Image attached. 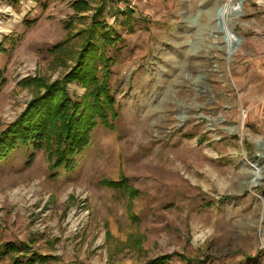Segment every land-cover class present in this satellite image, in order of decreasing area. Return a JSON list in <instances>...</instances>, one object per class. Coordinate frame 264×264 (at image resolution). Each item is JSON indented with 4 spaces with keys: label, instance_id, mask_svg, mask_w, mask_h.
Returning a JSON list of instances; mask_svg holds the SVG:
<instances>
[{
    "label": "rangeland",
    "instance_id": "374dc122",
    "mask_svg": "<svg viewBox=\"0 0 264 264\" xmlns=\"http://www.w3.org/2000/svg\"><path fill=\"white\" fill-rule=\"evenodd\" d=\"M73 1L0 0V130L34 78L74 64L99 11L122 37L106 49L118 116L69 172L52 176L43 150L26 164L25 146L0 161V245L30 246L0 264L33 252L57 257L48 264H264V0H87L79 13ZM237 2L228 45L219 12ZM121 176L139 196L99 184Z\"/></svg>",
    "mask_w": 264,
    "mask_h": 264
},
{
    "label": "trees",
    "instance_id": "16d2710c",
    "mask_svg": "<svg viewBox=\"0 0 264 264\" xmlns=\"http://www.w3.org/2000/svg\"><path fill=\"white\" fill-rule=\"evenodd\" d=\"M70 6L76 13L90 8L87 0H75ZM99 16L100 11L91 17V24L83 32L75 62L61 78L51 82L43 78L33 79L35 91L25 108L0 130V161L19 146H25L29 150L26 164L33 161L35 152L43 150L52 176L55 170L69 172L74 167V157L90 144L94 128L98 124L113 128L112 120L118 114L108 83L112 61L106 56V49L116 45L122 37ZM66 42L67 39L59 41L48 50L56 52ZM3 50L0 44V52ZM4 82L0 71V87ZM27 82L24 79L21 84L27 85ZM70 84L83 88V94H71ZM99 184L120 190L131 199L140 195V191L130 185L125 176L117 180L102 179ZM29 250L30 246L23 242L18 245L7 242L0 245V258ZM55 260L56 256L33 252L24 263L14 258L12 264H48ZM169 260L170 255H162L141 264H168Z\"/></svg>",
    "mask_w": 264,
    "mask_h": 264
},
{
    "label": "bare ground",
    "instance_id": "6f19581e",
    "mask_svg": "<svg viewBox=\"0 0 264 264\" xmlns=\"http://www.w3.org/2000/svg\"><path fill=\"white\" fill-rule=\"evenodd\" d=\"M241 0H239L240 2ZM239 2L231 4L227 3L223 7H221L219 12V18L222 21V30L225 34V40L227 41L228 45H231L235 41V35L232 33L230 28L227 26V16L229 13L237 10L239 8ZM4 31V26L0 23V33Z\"/></svg>",
    "mask_w": 264,
    "mask_h": 264
}]
</instances>
